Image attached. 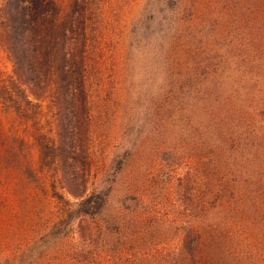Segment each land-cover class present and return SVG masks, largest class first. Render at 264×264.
<instances>
[{"label":"rangeland","instance_id":"obj_1","mask_svg":"<svg viewBox=\"0 0 264 264\" xmlns=\"http://www.w3.org/2000/svg\"><path fill=\"white\" fill-rule=\"evenodd\" d=\"M87 2L88 194L105 204L98 217L86 219L99 234L98 264H175L191 229L229 233L233 248L243 240L262 264L263 201L245 178L236 192L240 173L250 174L264 159L256 132L243 130V122L224 117L219 107L210 108L209 117L203 96L195 94L206 87L200 81L186 89L191 99L179 97L185 83L176 82L174 65L186 51L198 52L213 76L221 72V58L264 69V0ZM12 72L0 43V76ZM14 125L0 102V264H64L79 246L80 218L69 222L64 237L51 233L78 201L65 196L71 204L59 202L47 177L25 175L29 162L38 171V149L30 140L16 150L18 163ZM240 133L248 134L247 146L237 149ZM223 142L234 149L224 151Z\"/></svg>","mask_w":264,"mask_h":264},{"label":"trees","instance_id":"obj_2","mask_svg":"<svg viewBox=\"0 0 264 264\" xmlns=\"http://www.w3.org/2000/svg\"><path fill=\"white\" fill-rule=\"evenodd\" d=\"M88 6L87 0H68L65 6L61 0H3L0 9V43L13 64L11 76H0V102L3 111L12 116L14 143L19 144V149H11L12 153L19 163L20 154L16 150L24 151L31 140L38 149V171L35 173L29 162L24 167L25 175L33 180H39V175L47 177L59 202L70 205L65 196L78 201L76 210H66L58 232L51 233L56 239L64 237L69 222L80 218L79 246L64 264H98L95 247L99 234L95 224L91 227L86 218L98 217L105 204L100 196L88 194L91 172ZM219 66L220 74L213 76L212 65L198 52L181 53L174 65L176 82L181 79L185 83L179 97L191 99L186 89L198 81L205 84L195 94L203 96L200 100L209 107L208 116L212 117L210 108L217 107L213 108L217 111L219 107L224 117L238 124L243 122V130L252 126L256 132L255 146L264 153L263 65L221 58ZM230 68H237V72H230ZM246 135L239 134L237 149L246 148L243 138ZM234 147L235 144L223 142L220 148L230 151ZM11 150L6 151L11 154ZM2 155L0 152L4 159ZM261 163L250 174L240 173L236 192L242 187L241 181L247 179L264 208V159ZM219 193L225 195L227 190ZM232 240L229 233L204 235L191 229L183 239L175 264H255L257 256L245 251L243 240L234 248ZM259 259L264 264V251Z\"/></svg>","mask_w":264,"mask_h":264}]
</instances>
